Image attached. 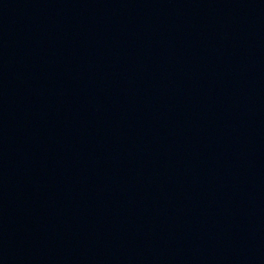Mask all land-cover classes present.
<instances>
[{
    "label": "water",
    "instance_id": "water-1",
    "mask_svg": "<svg viewBox=\"0 0 264 264\" xmlns=\"http://www.w3.org/2000/svg\"><path fill=\"white\" fill-rule=\"evenodd\" d=\"M0 264H264V0H0Z\"/></svg>",
    "mask_w": 264,
    "mask_h": 264
}]
</instances>
